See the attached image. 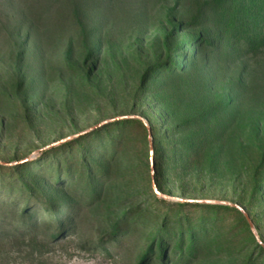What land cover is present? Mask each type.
<instances>
[{"label": "rangeland", "instance_id": "1", "mask_svg": "<svg viewBox=\"0 0 264 264\" xmlns=\"http://www.w3.org/2000/svg\"><path fill=\"white\" fill-rule=\"evenodd\" d=\"M178 216L264 264V0H0V264H178Z\"/></svg>", "mask_w": 264, "mask_h": 264}, {"label": "trees", "instance_id": "2", "mask_svg": "<svg viewBox=\"0 0 264 264\" xmlns=\"http://www.w3.org/2000/svg\"><path fill=\"white\" fill-rule=\"evenodd\" d=\"M220 3H218L219 5ZM200 5V4H199ZM222 4H220L221 6ZM210 6V4L208 2H205V3H202L199 7V11L202 9L201 12H203V9H207L208 7ZM219 6V7H220ZM203 18H204V15L201 14L200 16H197L196 19L197 21H203ZM201 25V24H199ZM118 122V123H117ZM115 122L116 126L119 127L121 125H125V124H133L136 122V120H126V121H122V122H119L117 121ZM154 135V134H153ZM85 139V138H84ZM84 139L79 141L78 142V145L80 144H83L84 142ZM197 143H189L187 144L186 148H178V144L174 145V146H171L170 147V151L171 152H177L178 153H183V152H186V154L188 155V157H190L191 155H193L194 153L200 151L203 147V145L205 144L206 140L209 139V135H207V133L203 132L201 135H198L197 136ZM156 145L158 146V142H156ZM170 146V145H169ZM159 154L156 155V158L155 160H157V164L159 163ZM19 171L20 170H23V172H28L29 168L27 166H21L19 167ZM86 170H87V173H89L90 175V168L88 166H86ZM86 172V171H85ZM91 182L88 181V186H93L92 184H90ZM26 189L29 191H31L30 193L32 194L31 196H33L34 198H36V201H41L43 202V204H45L46 206H49L48 209L52 210V206H50V202L46 196V194L44 193H41V192H35L34 190L32 191V189H30V187H26ZM93 190H95V188H93ZM30 202V199L29 201ZM13 207H15V205H12ZM179 207L183 208L184 207V204H180L178 205ZM12 207V208H13ZM207 208H209V212H212V213H217L219 212V210H230L231 208L228 207V206H207ZM17 208H14V211L16 212ZM28 214H27V211L25 213H23V215L21 216V218H27ZM124 221V218H121L119 219L118 222L115 223V232L119 233L120 231L122 232V229L119 228V225L120 223H122ZM209 221V217L208 216H203L201 218V220H199L198 222H195L193 223V221L189 220L185 223L182 222V217L181 216H178L176 219H174L173 221L171 220V218H167L166 219V222H165V225L163 226V228L161 229L162 232H160L161 234L164 235V233L167 234V236L165 237V240H168L169 241H175V238L174 236L176 235V233H178L179 235V241L177 243V249L178 252L181 254L182 253V257L178 259V264H184L185 260L187 261L188 258H190V256H192L191 254L193 252H195V248H196V239H197V234H196V231H200L201 233H204L206 232L207 230V222ZM125 231H128V230H125ZM163 235H162V239H163ZM185 236L193 239L192 240V245L190 246V250L188 252V254L184 253V246H183V241H184V238ZM164 247V241L163 240H160V244L158 245L157 249L158 251H160V249H163ZM183 251V252H181ZM261 251H264L263 248H261ZM176 254V252H175ZM163 259H166V256L163 257ZM168 259H166L165 263L164 264H168ZM151 261V260H150ZM146 262L145 264H150L151 262ZM186 263V262H185ZM256 260L250 258L248 259L247 261H245V264H256Z\"/></svg>", "mask_w": 264, "mask_h": 264}, {"label": "water", "instance_id": "3", "mask_svg": "<svg viewBox=\"0 0 264 264\" xmlns=\"http://www.w3.org/2000/svg\"><path fill=\"white\" fill-rule=\"evenodd\" d=\"M149 131H150V136L152 137L153 134H152V129H151V127H149ZM151 148H152V155L154 156V147H153V145L151 146ZM152 169H153V171L155 170V168H154V161H153V160H152ZM250 224H251V226L253 227L251 221H250Z\"/></svg>", "mask_w": 264, "mask_h": 264}]
</instances>
